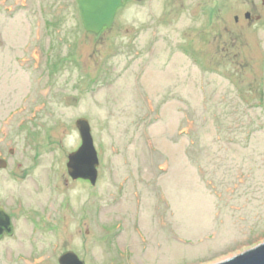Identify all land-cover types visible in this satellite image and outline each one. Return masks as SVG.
I'll return each mask as SVG.
<instances>
[{
  "label": "rangeland",
  "instance_id": "obj_1",
  "mask_svg": "<svg viewBox=\"0 0 264 264\" xmlns=\"http://www.w3.org/2000/svg\"><path fill=\"white\" fill-rule=\"evenodd\" d=\"M81 117L95 185L66 168ZM0 153V264H211L264 241V0H129L98 34L76 0H0Z\"/></svg>",
  "mask_w": 264,
  "mask_h": 264
},
{
  "label": "water",
  "instance_id": "obj_2",
  "mask_svg": "<svg viewBox=\"0 0 264 264\" xmlns=\"http://www.w3.org/2000/svg\"><path fill=\"white\" fill-rule=\"evenodd\" d=\"M129 0H76L81 23L86 32L98 34L102 29H109L114 22L117 10ZM75 97L67 98V103L76 104ZM81 144L67 156L66 168L73 180H86L95 185L98 176L99 158L91 135L88 119L81 117L75 121ZM6 161L0 159V168ZM10 216L0 208V239L5 232L13 233ZM59 264H85V261L73 251H66L58 257ZM211 264H264V241L223 260Z\"/></svg>",
  "mask_w": 264,
  "mask_h": 264
},
{
  "label": "flooded vegetation",
  "instance_id": "obj_3",
  "mask_svg": "<svg viewBox=\"0 0 264 264\" xmlns=\"http://www.w3.org/2000/svg\"><path fill=\"white\" fill-rule=\"evenodd\" d=\"M8 154L9 155H14V149H10L9 151H8ZM0 159H4L5 161H6V166L4 167V168H0V174L4 171V170H7L8 168H9V166H10V162H9V159L6 157V156H4V154L3 153H0ZM88 182V181H87ZM0 208H2L9 216H10V219H11V223H12V230H13V233H12V235L11 236H13V235H15V232H16V226H15V215H14V213H12L10 210H8V211H6L5 210V208H4V206L2 205V204H0ZM6 236H8L5 232L3 233V236H2V239L4 238V237H6Z\"/></svg>",
  "mask_w": 264,
  "mask_h": 264
},
{
  "label": "trees",
  "instance_id": "obj_4",
  "mask_svg": "<svg viewBox=\"0 0 264 264\" xmlns=\"http://www.w3.org/2000/svg\"><path fill=\"white\" fill-rule=\"evenodd\" d=\"M102 30H104V29H102Z\"/></svg>",
  "mask_w": 264,
  "mask_h": 264
}]
</instances>
